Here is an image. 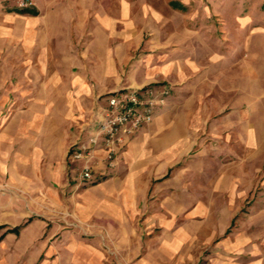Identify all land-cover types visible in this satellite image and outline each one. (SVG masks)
I'll return each mask as SVG.
<instances>
[{"label": "rangeland", "instance_id": "1", "mask_svg": "<svg viewBox=\"0 0 264 264\" xmlns=\"http://www.w3.org/2000/svg\"><path fill=\"white\" fill-rule=\"evenodd\" d=\"M32 2L0 0V264H264V0ZM127 88L152 120L108 146Z\"/></svg>", "mask_w": 264, "mask_h": 264}, {"label": "built area", "instance_id": "2", "mask_svg": "<svg viewBox=\"0 0 264 264\" xmlns=\"http://www.w3.org/2000/svg\"><path fill=\"white\" fill-rule=\"evenodd\" d=\"M17 8L27 9L32 0H16ZM154 99L141 97L135 89H118L108 98L106 117L101 119L98 128L105 136L106 145L111 146L122 139V132H131L152 120ZM88 179L91 174L87 167L81 172Z\"/></svg>", "mask_w": 264, "mask_h": 264}, {"label": "crops", "instance_id": "3", "mask_svg": "<svg viewBox=\"0 0 264 264\" xmlns=\"http://www.w3.org/2000/svg\"><path fill=\"white\" fill-rule=\"evenodd\" d=\"M23 11H25V12L32 11L33 12V10H30V9H24ZM22 14H24V13H22ZM22 14H7V13L0 11V19L5 18V20H6L7 17H9V18L12 17V20H14V18L16 20L18 17L23 18ZM0 31L2 33L0 35V38L1 37L3 38V35H5L4 32H6V31H4L3 29H0ZM30 33L31 32H30L29 28H23V27H20L19 25L14 24V23L11 24V26L9 27V38H11V40L16 41V39L21 38L23 36V34H25L26 37H28V35ZM57 84L58 83L56 81L48 84L50 86L49 91L52 94H56L55 95V96H57L56 99H59V98L62 99V93L59 89H54V88L51 89V87L57 86ZM135 90H137V89H135ZM0 110H1V105H0ZM41 128H42V130L46 129V127H41ZM126 133L127 132L121 133L123 138H124V135H126ZM102 139L104 141L103 136H102ZM125 140L126 139H124V141ZM101 142H102V140H101ZM257 145L258 144H257V140H256V135H254V132H253L251 140L250 139L248 140V146H250V148H257ZM93 193H94V195L92 196V199H91L92 202H90L89 205L92 208H94V207L96 208V216L100 220H102L103 217L106 220H108L112 224L111 225L109 223L112 229H116L118 227V225L120 227H122L123 229H125V228L127 229L130 221L128 219H126L125 217H119L118 215H115L116 213L118 214V212L111 209V208L114 209L116 207V204L118 205V198L120 196V192L117 190H110L109 189V190H97ZM93 215L94 214L92 212H90V217H92ZM105 219H103L104 222H105ZM114 225H117V226H114ZM224 263L225 264H237V263H235V261H229V262H224Z\"/></svg>", "mask_w": 264, "mask_h": 264}]
</instances>
